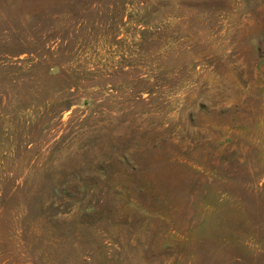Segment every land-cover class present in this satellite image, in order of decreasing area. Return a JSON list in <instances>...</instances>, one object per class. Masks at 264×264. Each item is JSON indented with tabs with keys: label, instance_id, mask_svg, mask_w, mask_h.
<instances>
[{
	"label": "rangeland",
	"instance_id": "1",
	"mask_svg": "<svg viewBox=\"0 0 264 264\" xmlns=\"http://www.w3.org/2000/svg\"><path fill=\"white\" fill-rule=\"evenodd\" d=\"M0 264H264V0H0Z\"/></svg>",
	"mask_w": 264,
	"mask_h": 264
}]
</instances>
